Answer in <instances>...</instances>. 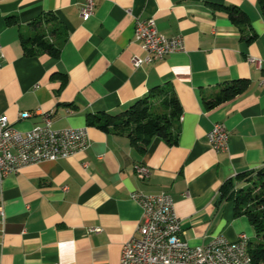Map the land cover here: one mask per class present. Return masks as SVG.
I'll use <instances>...</instances> for the list:
<instances>
[{
	"label": "crops",
	"instance_id": "crops-1",
	"mask_svg": "<svg viewBox=\"0 0 264 264\" xmlns=\"http://www.w3.org/2000/svg\"><path fill=\"white\" fill-rule=\"evenodd\" d=\"M84 2L0 0V116L28 131L53 111L54 128L87 126L92 141L84 153L0 180V264H120L124 244L141 237L144 223L134 192L169 193L191 246L241 234L252 242L256 232L248 217L235 216L221 188L264 167V14L258 1L96 0L87 21L80 15ZM229 7L248 21L233 22ZM45 13H54L67 33L49 38L60 42L58 57L28 55L22 44L21 35L33 36L32 24ZM136 17L154 19L167 37L182 36L184 50L136 68L133 59L146 56L135 41ZM231 85L245 88L208 107ZM156 87L173 90L181 104L176 145L143 136L135 146L127 130L91 124L90 117L119 115ZM23 112L31 117L21 120ZM216 123L230 133L228 152L209 144ZM139 163L151 168L146 181L136 175Z\"/></svg>",
	"mask_w": 264,
	"mask_h": 264
},
{
	"label": "built area",
	"instance_id": "built-area-1",
	"mask_svg": "<svg viewBox=\"0 0 264 264\" xmlns=\"http://www.w3.org/2000/svg\"><path fill=\"white\" fill-rule=\"evenodd\" d=\"M96 0H85L80 11L84 21L95 13ZM131 14V11H128ZM135 41L145 51V58H134L136 68L144 63L163 60L183 51L182 36L167 37L159 32L154 19L135 18ZM5 56L0 45V71ZM249 61L262 65L260 58ZM31 117L29 112L20 114L21 120ZM54 112L43 115V124L28 131H20L7 116H0V180L23 169L46 161L57 162L86 152L92 145L88 127L54 128ZM210 146L220 152H228L230 133L226 126L216 123L208 133ZM137 177L148 180L152 171L148 165L136 164ZM132 199L143 209L144 223L139 227L140 238L132 237L122 249L120 264H253L250 254V237L241 234L230 241L215 236L202 246H191L183 239L185 231L177 215L175 201L169 193L145 194L134 192ZM100 233L101 228L91 229Z\"/></svg>",
	"mask_w": 264,
	"mask_h": 264
},
{
	"label": "trees",
	"instance_id": "trees-1",
	"mask_svg": "<svg viewBox=\"0 0 264 264\" xmlns=\"http://www.w3.org/2000/svg\"><path fill=\"white\" fill-rule=\"evenodd\" d=\"M264 14V0H257ZM229 16L233 22H247L248 16L236 7H229ZM12 17L8 21H12ZM57 16L54 13H45L32 24L35 29L33 36L21 35L25 52L35 55L40 52L58 57L60 54V42H51V36L67 34L61 31L56 24ZM50 27L49 32L46 28ZM59 41V39H58ZM245 86H228L207 101V105L213 108L228 101L241 92ZM158 101V107L155 108ZM181 104L173 90L168 87H156L150 94L132 107L119 115H105V117H90L91 124L101 129H113L116 132L128 131L132 143L138 145L141 137L149 142L152 137L159 136L169 145H176L181 133ZM142 148V147H141ZM243 184L239 189L237 185ZM221 199L232 201L235 216H246L252 224L258 242L253 246L250 242V254L253 264H264V167L256 171L245 172L236 176L235 180L226 182L221 188Z\"/></svg>",
	"mask_w": 264,
	"mask_h": 264
},
{
	"label": "rangeland",
	"instance_id": "rangeland-1",
	"mask_svg": "<svg viewBox=\"0 0 264 264\" xmlns=\"http://www.w3.org/2000/svg\"><path fill=\"white\" fill-rule=\"evenodd\" d=\"M49 30H50V27L48 26V27L46 28V32L48 33ZM157 107H158V101L156 102V105H155V108H157ZM242 185H243V184H239V185H237V188L239 189ZM257 242H258V239H257V236L255 235V236L253 237V239H252V244H253V246H255V245L257 244Z\"/></svg>",
	"mask_w": 264,
	"mask_h": 264
}]
</instances>
